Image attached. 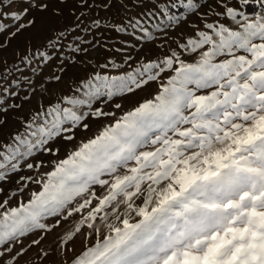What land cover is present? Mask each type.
Here are the masks:
<instances>
[{
    "label": "snow or ice",
    "instance_id": "6c2138e0",
    "mask_svg": "<svg viewBox=\"0 0 264 264\" xmlns=\"http://www.w3.org/2000/svg\"><path fill=\"white\" fill-rule=\"evenodd\" d=\"M233 2L239 7L218 0L224 11L216 15L230 19L235 28L206 23L178 45L196 54L195 62L173 50L123 75L97 74L81 85L84 98L65 96L67 107L57 103L41 108L26 124L27 134L15 135L14 144L0 151L2 181L19 171L21 160L34 150L51 152L45 147L49 141L77 127L87 129L83 121L89 115L114 116L100 108L92 111L94 103L133 93L150 82L159 85L151 98L104 126L59 160L46 178L36 180L40 190L26 203L0 204V264H18L27 252L16 250L22 238L49 234L74 214L82 218L60 238L56 251L63 255L73 250L68 245L85 227L97 239L73 264H264V14L246 15L243 9L252 0ZM80 3L91 6L88 0ZM18 4L23 7L13 9ZM171 6L195 13L200 4L180 0ZM47 7L44 0H0V50L35 25L33 10ZM158 11L178 22L168 14L169 5H159ZM128 23L142 39H154L141 20ZM92 26L98 29L99 21ZM155 30L162 31L159 26ZM33 58L47 64L52 55L37 50L21 62L31 66ZM16 73L24 77L18 65L0 72V113L21 107L14 103L22 88ZM164 73H170L166 80ZM39 74V68L32 69L33 76ZM23 83L31 86L34 81L24 78ZM83 106L89 111L82 112ZM49 218L59 219L50 225ZM97 221L106 233L96 227ZM45 238L41 235L32 245ZM50 255L41 249L42 260Z\"/></svg>",
    "mask_w": 264,
    "mask_h": 264
},
{
    "label": "rangeland",
    "instance_id": "374dc122",
    "mask_svg": "<svg viewBox=\"0 0 264 264\" xmlns=\"http://www.w3.org/2000/svg\"><path fill=\"white\" fill-rule=\"evenodd\" d=\"M8 2L9 0H4V4ZM44 2L48 6L46 11L33 10L30 13L36 20L35 25L22 31L0 50V72L7 71L13 65H18L24 72V77L16 73V77L21 79L22 88L14 103L20 104L21 107L0 113V151H3L6 145L14 144L15 135L27 134L26 124L31 122L33 115L41 111V108L46 109L57 103L67 107L68 105L63 102L65 96L84 98L81 85L91 77L97 74L123 75L139 65L163 59L173 50L180 53L186 62L193 63L197 55L183 52L178 47L179 44L193 37L195 31L204 30L206 23H223L228 27H236L230 19L224 16L217 17L216 13L224 11L218 6V0H194V3L200 4L199 10L195 13H189L183 7L171 6L180 0H88L90 7L82 6L80 0ZM225 2L229 6L239 7L233 0ZM105 4L107 7H104ZM159 5H169L168 14L178 18V22L172 23L163 16L158 11ZM17 7H23V4L14 5L13 9ZM261 14H264V9L248 16L255 17ZM136 19L141 20L143 25L152 31L153 40L142 39V33L129 25L130 20L134 22ZM96 20L100 23L98 29L92 26ZM157 26L162 31H156ZM116 27H124L125 31L116 32ZM57 38H60L59 41ZM0 40H4V37H0ZM49 42L55 44L56 48L46 47ZM69 45L73 48L79 47L82 51L73 52ZM37 50L51 53L50 62L44 64L37 58H33L31 66L21 62V57ZM33 68L40 69L38 76L32 75ZM169 75L170 73L162 74V80H166ZM56 76L60 77L58 81L55 79ZM24 78L34 81L33 85L24 84ZM158 86L157 82H150L133 93L115 96L110 101L101 100L94 103L92 111L100 108L105 112L114 113V116L93 118L89 115L83 121L88 125L87 129L77 127L70 133L62 134L45 146L51 149V152L34 150L31 156L21 160L19 171L9 173L5 180L0 181V204L6 200L8 201L6 207H16L21 201L26 203L34 191L40 190V186L35 183L36 180L46 178V173L52 171L59 160L65 159L81 143L97 135L104 126L113 123L125 112L151 98L157 92ZM116 104H120L121 107L117 109ZM81 111L89 110L83 106ZM65 135H71L73 139L67 140L64 138ZM28 164H39L41 167L29 169ZM22 177L25 179H21ZM95 191L98 194L103 193L99 186H95ZM81 218L82 214H74L67 220H60L59 226L49 234L35 233L22 238V243L16 246V250L23 248L27 249V252L19 258L18 264H73L75 258L86 247H91L97 239L95 233L85 227L76 235L74 242L68 245L73 250L63 255L56 251L60 238L74 230ZM58 219L49 218L47 223L53 225ZM96 227L102 229V234L107 232L99 221ZM41 235L46 236L41 245H32V241L39 239ZM41 249L50 252V257L42 260Z\"/></svg>",
    "mask_w": 264,
    "mask_h": 264
},
{
    "label": "trees",
    "instance_id": "16d2710c",
    "mask_svg": "<svg viewBox=\"0 0 264 264\" xmlns=\"http://www.w3.org/2000/svg\"><path fill=\"white\" fill-rule=\"evenodd\" d=\"M178 8V7H177ZM176 10V8H174ZM264 6H262V0H258V1H252L251 3H249L246 7L244 12L246 13V15H254L257 14L261 11H263Z\"/></svg>",
    "mask_w": 264,
    "mask_h": 264
}]
</instances>
